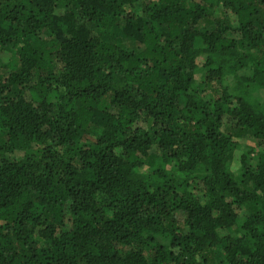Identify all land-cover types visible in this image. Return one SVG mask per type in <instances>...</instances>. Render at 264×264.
<instances>
[{
	"label": "trees",
	"instance_id": "16d2710c",
	"mask_svg": "<svg viewBox=\"0 0 264 264\" xmlns=\"http://www.w3.org/2000/svg\"><path fill=\"white\" fill-rule=\"evenodd\" d=\"M0 264H264V0H0Z\"/></svg>",
	"mask_w": 264,
	"mask_h": 264
},
{
	"label": "rangeland",
	"instance_id": "374dc122",
	"mask_svg": "<svg viewBox=\"0 0 264 264\" xmlns=\"http://www.w3.org/2000/svg\"><path fill=\"white\" fill-rule=\"evenodd\" d=\"M218 10H215V12H220V11H224L226 12V15H230V18L233 19V16L231 14H229V11L228 10H224L222 9L223 8V5L222 3L218 5ZM232 25L236 26L234 21H232ZM235 141H237L236 143L238 144L239 148L237 151L234 152L233 156H232V159L230 161V164H229V169L230 171L233 173V174H237L238 173V169H239V158L240 156L246 152L245 148L247 147H251V148H254L255 147V142L254 140H251V139H247V138H237L235 139ZM231 231L230 232H223V231H220L219 233L224 235V234H227V233H230L232 235H236L237 234V230L235 228H231L230 229Z\"/></svg>",
	"mask_w": 264,
	"mask_h": 264
}]
</instances>
